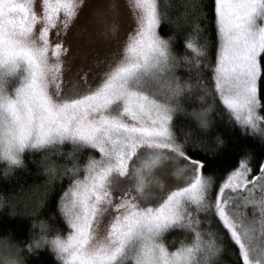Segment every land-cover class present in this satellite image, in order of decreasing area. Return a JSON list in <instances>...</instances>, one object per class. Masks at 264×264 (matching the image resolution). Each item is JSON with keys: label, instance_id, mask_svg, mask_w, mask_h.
<instances>
[{"label": "snow or ice", "instance_id": "snow-or-ice-1", "mask_svg": "<svg viewBox=\"0 0 264 264\" xmlns=\"http://www.w3.org/2000/svg\"><path fill=\"white\" fill-rule=\"evenodd\" d=\"M83 2L44 0L38 15L31 0H0V136L9 134L10 148L31 143L48 157L64 151L49 148L53 141L71 146L63 172L70 183L60 198L68 230L56 231L64 237L56 240L64 264H201L223 248L201 227L214 222L242 264H264V162L249 180V160L239 159L213 199L198 141L191 134L178 138L173 127L182 100L195 93L199 106L191 115L200 131L210 127L218 97L245 133L264 137V0H214V41L197 23L182 54L172 47L174 37L158 30V0H132L135 26L118 57H105L108 67L95 83L74 80L65 90L70 49L52 43L49 29L62 11L67 31ZM117 32L113 22L105 39ZM193 63L207 70L195 84L179 74ZM165 177L176 181L167 193ZM174 229L184 239L170 250L164 237Z\"/></svg>", "mask_w": 264, "mask_h": 264}, {"label": "trees", "instance_id": "trees-1", "mask_svg": "<svg viewBox=\"0 0 264 264\" xmlns=\"http://www.w3.org/2000/svg\"><path fill=\"white\" fill-rule=\"evenodd\" d=\"M158 8L162 16V25L158 30L166 37H174L172 47L176 53L182 54L186 51L183 41L188 36L196 37L194 28L197 23L207 33L208 42L211 44L214 41V0H158ZM200 36L202 39L203 34ZM206 71L202 66L198 67L193 63L191 67H181L179 74L184 78L190 77L191 82L195 84L197 77L202 79ZM194 95L195 93L192 99L186 96L182 100L181 106L184 110L174 114L173 127L178 138L183 139L186 134H191L193 139L198 141L197 155L206 161L204 174L218 183L226 177L228 171L237 166L241 158L249 160L252 168L250 175L256 174L259 163L264 162V137L245 133L227 109L220 105L218 97L209 116L210 127L200 131L196 119L191 115L192 110L199 106ZM260 95L264 97V79L260 81ZM260 113L264 115V107L260 109ZM218 139L223 142L218 144ZM70 147L62 145L64 151L51 157L37 150L25 152L24 167L17 168L7 177L0 175V202L4 204V207L0 208V237L8 236L14 242L27 243L30 235L34 234L29 222L40 216L48 219L51 232L59 230L63 233L68 230L61 213L57 211V205L60 204V198L70 183V178L63 175L65 166L71 165V157L66 159ZM89 152L87 148L81 151L80 161L86 160ZM189 154H193L191 148ZM49 164L54 165L56 171L46 175L42 169ZM2 168L3 165H0V169ZM80 175H83L82 171ZM34 191H39L40 195L28 199V204L23 207L24 196ZM50 213L55 214L54 217L50 216ZM203 225L205 224H202V228ZM213 231L217 234H214L217 245L219 246L221 241L220 246H223L222 251L218 253L220 258L216 264H242L238 260V248L230 240L226 230L218 225ZM217 236L220 240H217ZM173 248L175 246H170L169 249ZM24 257L26 264H59L47 247L34 253L25 251Z\"/></svg>", "mask_w": 264, "mask_h": 264}, {"label": "rangeland", "instance_id": "rangeland-1", "mask_svg": "<svg viewBox=\"0 0 264 264\" xmlns=\"http://www.w3.org/2000/svg\"><path fill=\"white\" fill-rule=\"evenodd\" d=\"M31 4L33 11L38 15H43L44 0H31ZM131 4L132 0H84L83 4L78 5L77 14L67 31L59 23L64 19L63 12L61 11L58 14L57 24L49 29V39L52 43L63 41L70 49L65 57L68 62L64 70L63 86L65 90L69 88L74 80L86 78L89 82L95 83L100 78L101 73L108 67V60L105 57L115 59L116 57L110 55L113 52H116L118 57L120 45L124 43L125 37L130 31L134 30L135 26L134 12L136 10L130 11L129 6ZM113 22L117 24L118 32L114 37L110 35L108 39H105V30ZM40 26V23L34 25L35 30L38 31ZM219 103L224 107L220 101ZM65 144L70 146L67 143ZM251 177L252 174L249 173V180H251ZM164 179L166 182L164 191L167 193L176 186V181L171 177H165ZM211 179L213 181L212 198L214 199L215 189L218 188L221 181L216 183L213 178ZM39 195V191H34L32 194L24 196L25 201L22 206L25 207L28 204V199H33ZM201 219H204V217L201 216ZM109 220L110 217H105L104 222L97 228L98 235L104 234L105 226ZM217 226V223H212L203 225V228L213 231L216 230ZM213 233L217 235L214 231ZM217 237V240H220L219 236ZM164 239L167 247L175 246L176 248L184 239V233L180 230H170ZM220 244L221 241L219 246ZM219 258L220 254L213 258V264H216Z\"/></svg>", "mask_w": 264, "mask_h": 264}, {"label": "clouds", "instance_id": "clouds-1", "mask_svg": "<svg viewBox=\"0 0 264 264\" xmlns=\"http://www.w3.org/2000/svg\"><path fill=\"white\" fill-rule=\"evenodd\" d=\"M9 134L5 133L0 136V165L3 168L0 169V175L7 177L14 173L17 168L25 166L24 153L36 150L35 146L31 143H25L22 147L19 144L9 146ZM63 145L62 142L53 141L49 148L55 149V147ZM42 171L47 175L48 173H54V165L49 164L44 167ZM3 202H0V208H3ZM57 211H61L60 204L57 205ZM50 216L55 214L50 213ZM67 222V221H66ZM30 229L34 230V234L30 235V239L23 246L15 243L8 236L0 237V264H26L24 252L34 253L36 250L47 247L53 254V259L57 260L59 264H64L58 249L56 247V240L63 239L64 237L59 232H51V224L48 219L40 216L33 218L29 222ZM201 264H213V257L209 256L201 261Z\"/></svg>", "mask_w": 264, "mask_h": 264}]
</instances>
